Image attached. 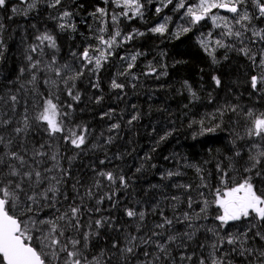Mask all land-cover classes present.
<instances>
[{"label":"trees","instance_id":"16d2710c","mask_svg":"<svg viewBox=\"0 0 264 264\" xmlns=\"http://www.w3.org/2000/svg\"><path fill=\"white\" fill-rule=\"evenodd\" d=\"M30 2L31 0H8L7 8L0 9V23L4 25V31L0 35L6 45L4 56L0 59V96H4L6 101L11 94L20 98L21 103L16 106L14 120L20 118L25 102L29 105V113L33 111V93L31 86L27 84L30 74L25 71L22 76L20 69L28 67L26 49L29 45L38 43L36 36L45 31L52 34L58 45L55 53L58 64H68L74 70H80L81 64L86 61L79 60V54L89 46L98 45L95 37L100 24L89 14L95 12L97 7H107L110 12L121 11L111 2L105 5L103 0H62V5L57 8H50L46 0H40L35 9L28 10ZM175 3L176 0H173V5L163 8L157 14L159 0H152L151 3L145 2L143 18H121L118 27L122 34L132 33L135 29L144 35H138L114 47L113 55L98 73L93 74L87 68L84 69V75L75 81V91L80 94L79 102L72 101L64 91V85H59L57 94L60 100L73 105L68 110L71 115L66 121L67 126H86L89 130L83 150L73 148L62 140L57 141L63 157L61 165L70 171V177L64 185L69 197L64 202L65 207L75 198L72 185L76 180L80 181L77 187L81 192L93 183L97 173L101 171L124 175L128 180L126 189H120L118 182L111 186L113 190H118L116 206L112 207L110 202L105 201L99 206L101 211L93 216L94 219L109 216L113 220L114 227L101 229L100 236L92 241L86 253L91 259L104 249L105 264L109 259L111 264H199L200 257H209L211 249L208 245L213 236L206 229L213 227L216 222L211 216L208 220L196 221L204 227L196 232L192 241L186 240L183 234L191 230L186 223H178L176 219L182 220L183 213L190 211L187 206L189 193L177 185H192L190 194L196 201L199 200V191H207L198 187L201 184V174L206 182L218 186V163L228 165L232 161L235 162L236 169H241L248 159L253 143L245 136L248 121L244 113L250 109L264 112V93H255L250 86L251 76L258 75L259 69H255L252 62L238 51L225 48L216 49L215 56L219 62L213 63L201 41H208L212 47L215 46L214 41L217 38L226 43L233 41L221 37L220 33L224 29L215 27L210 18L191 25L190 17L184 16L185 9L174 10ZM187 3L194 5L198 1L187 0ZM13 7H17L20 13L26 11L27 15L13 14ZM64 10L73 13L75 31H62L59 28L61 21L58 17ZM212 12L231 16L217 10ZM162 23L166 25L164 34L150 31ZM253 23L257 28H264V19L254 20ZM183 27H190V31L183 33ZM113 31L114 26L109 18L106 38ZM249 46L257 53L264 47L259 42L255 45L249 43ZM44 52L41 59L47 64L53 56V50L45 47ZM73 52L77 54L76 57ZM137 53L140 55L129 71L127 58ZM225 55L227 59L224 58ZM33 57L35 59L37 54H33ZM256 58L258 61L259 55ZM91 67L92 65H88V68ZM153 68L155 73L148 74ZM125 72L128 74L121 75ZM164 72L167 74L162 75ZM38 75L41 81L46 77L58 79L51 72L45 71ZM213 76L220 78V87L215 85ZM113 79L123 83L124 88L112 89ZM96 83L99 88L93 87ZM22 84L25 86L23 89ZM48 91L41 83L40 92L47 96ZM192 93L196 94L195 98ZM10 103L8 101L0 104V113L6 114L5 118L13 116L9 110ZM233 106L237 108L239 115L228 110ZM218 110H225L224 115L221 116ZM105 113H110L111 116ZM134 115L138 118L129 124ZM201 122L205 128L215 127L217 124L220 127L214 133L200 135ZM113 124H119L120 127L110 130ZM14 126L15 124L9 125V132ZM165 136L167 138L161 140ZM110 137L112 140L108 143ZM47 140L45 133L34 130L23 143L30 149L33 145L38 147L40 142ZM257 142L261 144L260 150H264V141ZM93 145L96 147L93 148ZM238 150L241 152L240 157L235 156ZM251 151L254 153L258 149L253 148ZM100 161L104 163L101 164ZM50 164L51 162L45 166ZM196 167L202 170L200 174ZM137 169L140 171H136ZM169 172H180L181 175L169 177ZM234 175L239 179L241 174L236 172ZM103 183L108 184L107 181ZM174 196L180 199L174 201ZM86 204L95 207L94 201L86 200ZM199 207V204H193L194 209L198 210ZM125 208L146 213L145 228L139 233L141 235L155 229V225L161 223L163 217L173 219L171 227L155 229L163 231L165 235L154 239L163 242L168 235L175 234L178 237L176 244L168 246L167 254L160 253L154 245L145 246L149 256H145V249L141 248L125 260L120 251L125 245L124 237L128 233L136 234V223L125 215ZM50 211L45 209L41 215L47 216ZM215 211V208L210 210L211 213ZM84 223H88L87 214L84 216ZM116 227L120 230L116 231ZM85 230L87 229L81 231ZM238 230V227L231 228L233 233ZM114 241L119 242V248H112ZM181 243L184 246L178 247ZM246 247L253 250L252 255L246 253L245 256H240L238 253H231L229 259L232 264L264 262V257L259 255L264 250V241L259 238L249 239ZM230 248L231 246L225 245V249ZM181 255H192L193 259L181 261ZM157 256L161 259L156 260Z\"/></svg>","mask_w":264,"mask_h":264},{"label":"snow or ice","instance_id":"6c2138e0","mask_svg":"<svg viewBox=\"0 0 264 264\" xmlns=\"http://www.w3.org/2000/svg\"><path fill=\"white\" fill-rule=\"evenodd\" d=\"M39 2L40 0H31L28 3V10L35 9ZM46 2L50 8L62 5V0H46ZM103 2L107 5L109 0H103ZM145 2L151 3L152 0H111L116 8L121 9L120 12H110L107 7H97L95 12L89 14L100 24L96 30L98 35L95 37L98 45L96 47L89 46L79 54L78 59L86 61L81 64L80 70H74L68 64H58L55 56L58 51L56 39L47 31L37 35L38 43L29 45L26 49L25 59L28 61V67L27 69L22 67L20 73L22 76L25 71L30 74L27 84L31 86L33 93L32 113H29V105L25 102L20 118L14 120L16 106L21 103L20 98L16 94H11L6 101L4 96H0V104L11 102L9 110L13 114L12 117L5 118L6 114L0 113V264H105L104 249H101L100 253L92 256L91 259L86 253L92 241L100 236V230L106 227L112 228L114 224L109 216H100L95 219L93 216L101 211L99 206L103 205L105 201L110 202L112 207L116 206L118 201L115 200V197L118 190H113L111 186L118 182L120 189H126L128 180L124 175L101 171L97 173L89 187L83 188V192L77 187L80 181L76 180L72 185L75 198L65 207L64 202L68 201L69 197L64 190V185L70 177V171L61 165L63 157L57 141L62 140L73 148L83 150L82 146L86 144L89 130L86 126H77L76 128L67 126L66 121L71 115L68 110H71L73 105L62 102L57 93L59 85L63 84L67 96L72 101L79 102L80 94L75 91V81L84 75V69L87 68L93 74L98 73L103 64L113 55L114 47L130 41L138 35H144L135 29L132 33L124 35L118 25L121 18L127 20L143 18ZM159 4L160 6L156 8L157 14L163 8L173 5V0H159ZM7 6L8 0H0V9H6ZM180 9H185L184 16L190 17L191 25L210 18L215 27L224 29L220 36L227 37L229 41L233 42L226 43L217 38L214 41L215 46L212 47L208 41L202 40L201 45L204 50L212 58L213 63L219 62L215 56L217 48L236 50L247 57L253 67L259 69V74L252 75L250 78L251 89L255 93H264V47H261L257 53L249 46V43L255 45L258 42L264 45V28H257L253 23L254 20L264 19V0H198V3L194 5L188 4L187 0H176L174 10L179 11ZM213 9H223L231 16L213 13ZM12 12L13 14L27 15L26 11L20 13L17 7H13ZM72 17L73 13L68 10H64L60 14L58 19L61 22L58 26L62 31L76 30ZM109 18L114 26V31L106 38ZM3 31L4 25L0 23V34ZM150 31L164 34L166 25L162 23ZM181 31L187 33L190 31V27H183ZM176 35L178 37L179 33ZM45 47L53 50V56L47 64L41 59L45 55ZM4 51H6V45L0 35V59L3 58ZM33 54H37L35 59ZM138 55L140 53L127 58L129 71L134 67ZM257 55H259L258 61ZM73 56L76 57L77 54L73 52ZM224 58L227 59V55ZM122 59L124 58L122 57ZM88 65H92V67L88 68ZM45 71L54 73L58 79L46 77L41 81L38 73ZM155 71L153 68L148 74H153ZM127 74L128 72L121 73V75ZM166 74V72L162 73V75ZM133 79L136 77L133 76ZM212 79L217 87L221 86L219 77L213 76ZM41 83L49 90L47 96L40 92ZM24 87L22 84L21 88ZM93 87L99 88V84L96 83ZM111 88L122 90L124 84L113 79ZM189 90H191L190 86ZM192 95L195 98L196 94L192 93ZM228 110L237 113V108L234 106ZM218 111L221 116L224 115L225 110ZM237 114L239 115V113ZM105 115L111 116L110 113H105ZM244 117L248 121L245 136L253 143L243 167L236 169L235 162L232 161L228 165H223L222 162L218 163V186L206 182L201 174V184L198 187L207 191H199V200L196 201L190 194L192 185H177L189 193L187 206L190 211L183 213L182 220L176 219L178 223H186L188 229L191 230L183 234L186 240L192 241L196 232L204 227V225L197 224L196 221L208 220L211 216L216 222L213 227L206 229L213 236L212 242L208 245L211 251L209 257L199 258V264H206V262L207 264H232V260L229 259L231 253H238L240 256H245L246 253L252 255L253 250L246 247L249 239L259 238L264 241V150H260L261 144L257 142L258 140L264 141V112L250 109L244 113ZM137 118L134 115L128 123L131 124ZM13 124L15 126L9 132L8 127ZM201 125L200 135L214 133L220 127L217 124L215 127L205 128L203 122ZM119 127V124H113L110 130ZM34 130L45 133L48 140L40 142L38 147L33 145L29 149L23 141ZM166 138L167 136L161 137V140ZM238 138L243 139L244 137ZM111 140L110 137L108 143H111ZM253 148L258 151L253 153L251 151ZM235 156L240 157L241 152L236 151ZM49 162H51L50 166H45ZM100 163L103 164L104 161H100ZM136 171H140V169ZM196 171L198 174L202 172L199 167H196ZM236 172L241 174L239 179L234 175ZM167 175L171 177L172 175H181V173L169 172ZM103 181H107L108 184L105 185ZM81 187L83 186L81 185ZM106 188L108 190L104 191ZM172 199L178 201L180 198L174 196ZM86 200L94 201L95 207H89ZM194 203L200 205L198 210L193 208ZM212 208H215V213L210 212ZM45 209L51 211L47 216H42L41 213ZM124 211L125 215L136 223V234L128 233L124 237L125 245L120 249L125 260L141 248L145 249L144 255L149 256L150 253L145 246L154 245L160 253L167 254L168 246L176 244L178 237L175 234L168 235L163 242L154 239V237L159 238L165 235L163 231L155 229L171 227L173 219L163 217L162 222L155 225V229L141 235L139 233L145 228L146 213L134 208H125ZM86 214L88 216L87 224L84 223ZM232 227H238L239 230L233 233L231 232ZM82 229L87 230L81 231ZM115 230L119 231L120 229L116 227ZM225 245H229L231 248L225 249ZM183 246V243L178 245V247ZM112 248H119V242L114 241ZM259 255L264 257V250H261ZM160 259V256L156 257V260ZM185 259L191 261L193 256L181 255L180 260ZM107 264H111L110 259Z\"/></svg>","mask_w":264,"mask_h":264},{"label":"water","instance_id":"95a60500","mask_svg":"<svg viewBox=\"0 0 264 264\" xmlns=\"http://www.w3.org/2000/svg\"><path fill=\"white\" fill-rule=\"evenodd\" d=\"M220 11L222 12V13H228V12H226L225 10H223V9H220ZM230 14V13H229Z\"/></svg>","mask_w":264,"mask_h":264},{"label":"rangeland","instance_id":"374dc122","mask_svg":"<svg viewBox=\"0 0 264 264\" xmlns=\"http://www.w3.org/2000/svg\"><path fill=\"white\" fill-rule=\"evenodd\" d=\"M110 2H111V0H109V3L108 4H110Z\"/></svg>","mask_w":264,"mask_h":264}]
</instances>
